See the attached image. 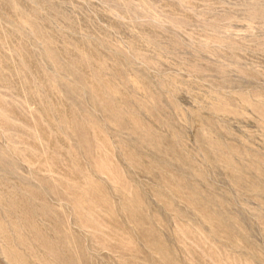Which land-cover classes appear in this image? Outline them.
<instances>
[{"label": "rangeland", "instance_id": "obj_1", "mask_svg": "<svg viewBox=\"0 0 264 264\" xmlns=\"http://www.w3.org/2000/svg\"><path fill=\"white\" fill-rule=\"evenodd\" d=\"M0 264H264V0H0Z\"/></svg>", "mask_w": 264, "mask_h": 264}]
</instances>
